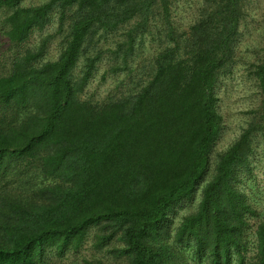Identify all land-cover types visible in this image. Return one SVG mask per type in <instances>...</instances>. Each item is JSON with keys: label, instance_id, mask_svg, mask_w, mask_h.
Masks as SVG:
<instances>
[{"label": "trees", "instance_id": "obj_1", "mask_svg": "<svg viewBox=\"0 0 264 264\" xmlns=\"http://www.w3.org/2000/svg\"><path fill=\"white\" fill-rule=\"evenodd\" d=\"M25 1L0 0V264L87 244L101 256L83 264H264V220L252 223L245 188L264 139V42L249 64L255 118L212 162L217 86L243 61L259 0H189L185 25L179 0ZM54 21L60 51L46 60ZM146 37L156 47L133 87L84 98L105 58L130 78Z\"/></svg>", "mask_w": 264, "mask_h": 264}, {"label": "rangeland", "instance_id": "obj_2", "mask_svg": "<svg viewBox=\"0 0 264 264\" xmlns=\"http://www.w3.org/2000/svg\"><path fill=\"white\" fill-rule=\"evenodd\" d=\"M40 0H26L25 5L31 2ZM178 9L174 21H180L185 25L191 17L193 4L189 0H179ZM252 18L248 20V25L242 28V36L238 45L237 55L243 61H238L232 68V73L221 78L217 86L218 95V112L222 119V130L216 141L212 162L215 156L222 151H225L233 142H235L242 131L246 129L255 118V112L259 107L260 96L258 89L250 76L249 64L257 60V54L260 45L264 42V29L261 27L264 24V0H259L257 5H253ZM57 24L55 21L47 28L48 34H54L55 37L49 44V49L44 59H57L60 51L61 35L56 33ZM263 32V33H262ZM56 33V34H55ZM40 33L32 36V43L38 42ZM106 44H100V47H107ZM156 43L150 42L146 37L144 45L137 57L129 65V69L136 70L130 78L127 72H122L117 76L110 74L107 69L110 63L105 58L100 61L97 72L94 78L89 83L84 98H88L93 102H105L110 98H114L128 88L135 85L138 78L145 72L147 58L154 52ZM257 148L254 150L256 157L254 161V176L251 180H247L245 188L247 189L250 199L258 209V217L252 223L256 225L259 220H264V139L258 138ZM260 160V161H259ZM199 193L196 197V202L191 204H182L178 209V214L175 217L177 222L179 218L191 210L195 209ZM93 256H101V254L92 250L91 245L87 244L79 252L67 254L61 259H57L53 254H50L47 264H83L84 259H90Z\"/></svg>", "mask_w": 264, "mask_h": 264}]
</instances>
